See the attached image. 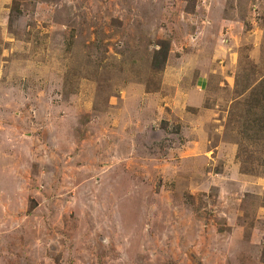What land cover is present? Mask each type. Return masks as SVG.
Listing matches in <instances>:
<instances>
[{
	"label": "rangeland",
	"instance_id": "1",
	"mask_svg": "<svg viewBox=\"0 0 264 264\" xmlns=\"http://www.w3.org/2000/svg\"><path fill=\"white\" fill-rule=\"evenodd\" d=\"M262 89L264 0H0V264H264Z\"/></svg>",
	"mask_w": 264,
	"mask_h": 264
},
{
	"label": "trees",
	"instance_id": "2",
	"mask_svg": "<svg viewBox=\"0 0 264 264\" xmlns=\"http://www.w3.org/2000/svg\"><path fill=\"white\" fill-rule=\"evenodd\" d=\"M168 54H169V44H163L159 49L155 50L154 57L152 60V66L155 68L163 67L165 65V62L167 61ZM261 99L264 100V89L260 90L259 93L255 94L254 100L256 101V103H258L257 106L262 104ZM255 113L258 116V113L257 112ZM249 120L251 119L248 118V121Z\"/></svg>",
	"mask_w": 264,
	"mask_h": 264
}]
</instances>
